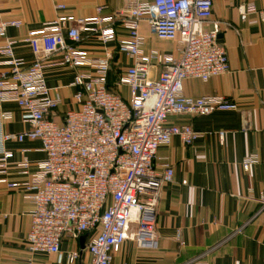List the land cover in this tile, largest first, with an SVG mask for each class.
I'll list each match as a JSON object with an SVG mask.
<instances>
[{
  "label": "built area",
  "instance_id": "obj_1",
  "mask_svg": "<svg viewBox=\"0 0 264 264\" xmlns=\"http://www.w3.org/2000/svg\"><path fill=\"white\" fill-rule=\"evenodd\" d=\"M55 7L62 9L64 5ZM96 11L89 17L58 15L22 39H6L0 46V102L16 104L21 121L28 125L18 133H3L2 122L12 119V113L0 109V173H6L13 157L3 146L7 140H39L45 154L30 171L27 149H22L14 168L26 179L0 181L18 189L32 205L25 237L27 250L54 253L58 263L74 262L81 251L64 253L62 239L84 234L88 258L83 264H110L126 240L140 249H157V203L162 185L171 182L174 174L170 163L156 169L157 147L174 136L190 145L202 135L190 124L168 123L167 117L236 108L222 95L194 97L183 93L184 80L206 81L228 70L225 47L218 40L219 22H214L210 31L203 27L211 17L212 0H135L126 13L101 16V7ZM238 11L242 19L249 12L264 19V8L240 5ZM142 18L157 38L178 44L177 56L144 50V37L139 32ZM116 20L128 30L127 37L117 41L116 50L135 60L119 72L109 89L111 53L90 56L74 43L81 40L84 31L97 32L102 43L114 40L112 23ZM20 25L17 19L1 21L0 37L5 36L6 27ZM18 41L30 46L34 55L31 64L14 56L13 46ZM55 53L61 58L52 62ZM56 65L86 68L76 71L72 81L77 107L67 109L60 121L50 115L61 97L47 86L44 75L46 68ZM156 65L161 69L152 77L150 72ZM223 136L219 131L218 137ZM257 161L255 154L247 155L242 159L243 170L248 171ZM176 239L182 241L179 233Z\"/></svg>",
  "mask_w": 264,
  "mask_h": 264
},
{
  "label": "crops",
  "instance_id": "obj_2",
  "mask_svg": "<svg viewBox=\"0 0 264 264\" xmlns=\"http://www.w3.org/2000/svg\"><path fill=\"white\" fill-rule=\"evenodd\" d=\"M135 0H0V22L17 19L19 27L8 26L0 46L6 39H22L28 31L39 29L58 15L70 14L89 17L123 12ZM64 8L57 9L56 4ZM240 5L264 8V0H212V14L203 25L212 30L219 22L218 40L225 47L228 70L206 81L188 78L183 82V93L188 96L218 94L233 101L235 109L214 110L205 115L171 114L170 124H190L202 133L192 144L185 145L177 136L156 150L155 167L164 163L173 167V179L164 183L157 203L156 231L159 246L155 250L140 249L132 240L122 243L110 264H264V19L256 12L242 19ZM226 23V25L224 24ZM105 25V23H103ZM114 40L102 43L97 32H81L82 38L74 43L90 56L112 55L110 67L118 72L134 63V57L116 50L117 41L128 35L120 21L112 23ZM143 35V48L178 55L175 41L159 39L147 21H139ZM13 54L31 64L34 55L30 46L18 41ZM55 53L50 61L60 60ZM3 56L0 55V59ZM86 68L50 66L45 69L46 84L59 93L61 100L52 109L51 118L60 121L67 109L77 107L72 95L76 71ZM160 65L151 69L156 77ZM126 94V88L121 89ZM0 109L10 111L12 119L2 122L3 133H18L28 128L21 121L19 107L11 102H0ZM223 131V139L218 132ZM4 148L12 151L5 174L0 179L19 182L26 179L14 168L22 157L21 150L30 160V171L35 162L43 159L39 140H7ZM255 154L258 161L242 168V159ZM186 183H182V181ZM262 197V198H261ZM32 205L18 189H10L0 181V264H83L87 236L64 237L60 249L64 253L81 250L72 263L57 262L54 253L30 252L25 237L29 228V211ZM179 233L181 242L176 239Z\"/></svg>",
  "mask_w": 264,
  "mask_h": 264
},
{
  "label": "trees",
  "instance_id": "obj_3",
  "mask_svg": "<svg viewBox=\"0 0 264 264\" xmlns=\"http://www.w3.org/2000/svg\"><path fill=\"white\" fill-rule=\"evenodd\" d=\"M119 72L116 70H113L111 67L108 70L107 75V86L109 89L113 88V82L117 79Z\"/></svg>",
  "mask_w": 264,
  "mask_h": 264
}]
</instances>
